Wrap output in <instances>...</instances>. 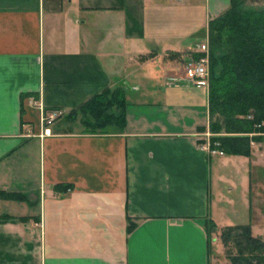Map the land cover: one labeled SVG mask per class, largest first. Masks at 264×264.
<instances>
[{
  "label": "crops",
  "instance_id": "obj_1",
  "mask_svg": "<svg viewBox=\"0 0 264 264\" xmlns=\"http://www.w3.org/2000/svg\"><path fill=\"white\" fill-rule=\"evenodd\" d=\"M230 5L0 0V264H211L225 210L264 238V133L248 156L208 154L210 87L182 80ZM106 88L124 91L123 132L43 125Z\"/></svg>",
  "mask_w": 264,
  "mask_h": 264
},
{
  "label": "trees",
  "instance_id": "obj_2",
  "mask_svg": "<svg viewBox=\"0 0 264 264\" xmlns=\"http://www.w3.org/2000/svg\"><path fill=\"white\" fill-rule=\"evenodd\" d=\"M208 36L212 139L226 154L248 156L255 136L250 134L264 133V9L231 0L226 12L210 20ZM202 56L194 53L191 58ZM125 106L123 89L106 88L56 121L63 119L67 131L80 123L85 132L121 133ZM207 225L208 233L217 229L214 223ZM132 228L130 222L128 230ZM221 238L231 264H264V238L254 236L250 225L225 227Z\"/></svg>",
  "mask_w": 264,
  "mask_h": 264
},
{
  "label": "built area",
  "instance_id": "obj_3",
  "mask_svg": "<svg viewBox=\"0 0 264 264\" xmlns=\"http://www.w3.org/2000/svg\"><path fill=\"white\" fill-rule=\"evenodd\" d=\"M198 53L203 56L196 60L193 58L188 59L183 68L184 77L183 81L190 83L198 87H209L210 85V67H209V43L203 44L199 47ZM170 80V78H169ZM172 83L177 81V78H172L170 80ZM43 110V109H42ZM62 111L52 110L49 112L42 111V123L45 127H49L54 124V122L61 116ZM213 134L210 130L203 134L205 143L202 144V149H204L208 154L212 155H224L225 152L221 149L219 141H213Z\"/></svg>",
  "mask_w": 264,
  "mask_h": 264
},
{
  "label": "rangeland",
  "instance_id": "obj_4",
  "mask_svg": "<svg viewBox=\"0 0 264 264\" xmlns=\"http://www.w3.org/2000/svg\"><path fill=\"white\" fill-rule=\"evenodd\" d=\"M214 181H216V180L214 179ZM227 188H228V184L226 185L225 182L223 184H221V193L224 196V199H226V200L229 199V195L227 193ZM213 190H214V188H213ZM236 191H238V189H236ZM216 215H219L218 221L216 223H220V225H223V227H225L226 225H229V224H226L227 218H231L232 221H235V222H233L235 224H232L233 226L236 224H243V222H241V220H239L240 219L239 218L240 213H236L232 210H225L224 212H219ZM247 216H248L247 219L249 220V214L248 213H247ZM216 228H217L216 230H210L211 264H231L229 257H228V254H227V247L224 245L222 238H221L222 229L220 230L217 225H216ZM257 230H259V229H257ZM254 231H256V230H254ZM263 235H264V232H263Z\"/></svg>",
  "mask_w": 264,
  "mask_h": 264
}]
</instances>
